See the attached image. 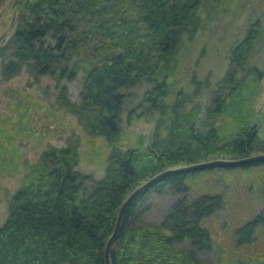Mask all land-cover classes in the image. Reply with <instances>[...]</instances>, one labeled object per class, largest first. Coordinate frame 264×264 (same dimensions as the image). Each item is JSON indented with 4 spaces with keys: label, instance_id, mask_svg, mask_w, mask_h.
<instances>
[{
    "label": "trees",
    "instance_id": "trees-1",
    "mask_svg": "<svg viewBox=\"0 0 264 264\" xmlns=\"http://www.w3.org/2000/svg\"><path fill=\"white\" fill-rule=\"evenodd\" d=\"M203 1L16 0L15 30L0 46L3 75L11 77L26 66L36 78L55 77L61 85L59 103L90 134L105 136L111 150L101 178L78 168L77 143L51 145L41 153L0 224V264H105L119 210L137 185L168 167L264 152V107H258L264 68L249 63L262 34L260 18L232 46L227 69L208 101L187 108L192 97L180 88L173 101L165 99L182 36L193 33ZM80 70L85 71L80 99L73 100L63 80L75 79ZM144 81L151 88L124 117L130 90ZM156 109L161 115L146 143V134L130 125L147 121L148 112ZM253 167L261 176L252 185L264 189L261 160L172 173L142 191L127 207L112 243V264H203L199 252L225 246L206 220L229 197L227 188L199 183L198 188L193 179L222 171L225 180L236 170L251 174ZM194 186L201 193L192 199L188 192ZM168 193L175 199L163 220L142 221L153 197ZM260 226L264 207L236 227L232 242L248 245ZM185 239L190 246L177 249ZM230 264H264V256L253 261L235 256Z\"/></svg>",
    "mask_w": 264,
    "mask_h": 264
},
{
    "label": "rangeland",
    "instance_id": "rangeland-1",
    "mask_svg": "<svg viewBox=\"0 0 264 264\" xmlns=\"http://www.w3.org/2000/svg\"><path fill=\"white\" fill-rule=\"evenodd\" d=\"M15 2L3 0L0 7V46L15 30ZM197 18L192 27L193 33L185 31L182 36L183 44L169 76L172 89L165 96L167 101H173L176 91L183 89L192 97L187 101V108L196 101L210 99L211 88L227 69L232 46L246 34L250 24L257 18L261 19L262 34L249 63L264 68V0H204ZM1 66L0 53V224L9 215L10 198L46 148L77 143L80 152L78 168L93 174L95 178L105 174L111 150L105 136L90 134L79 117L59 103L57 97L61 85L55 77L44 74L36 78L26 66L11 77H5ZM84 74L85 71L80 70L75 79L63 80L68 84L73 100L80 99ZM151 86V82L144 81L130 90L124 106V117L130 108L137 106ZM198 87L200 89L195 92ZM258 107H264V79ZM160 115L158 109L150 111L147 121L136 120L130 129L145 133L146 143H149ZM162 131L167 134L165 127ZM252 170L251 174L246 173L245 176L236 170L227 175L225 180L222 171L205 172L203 176L193 179L197 187L199 183L207 189H210L209 186L217 190L227 188L229 197L218 213L206 220L214 238L225 246L199 252L203 264H230L235 256L251 261L264 256V226L257 229L256 237L248 245L239 246L232 242L236 227L264 207L263 186L256 188L252 185L261 174L255 167ZM195 186L188 192L192 199L201 193L199 187ZM174 199L171 193L155 195L153 205L142 221L161 222ZM232 244L233 247L229 248ZM189 246L190 240L185 239L177 243L176 248Z\"/></svg>",
    "mask_w": 264,
    "mask_h": 264
},
{
    "label": "water",
    "instance_id": "water-1",
    "mask_svg": "<svg viewBox=\"0 0 264 264\" xmlns=\"http://www.w3.org/2000/svg\"><path fill=\"white\" fill-rule=\"evenodd\" d=\"M261 160H264V152H259V153H254V154H250V155L243 156V157H234V158L217 157V158H211V159L201 160L197 162L182 164L179 166L168 167V168H165L157 172L153 176L149 177L148 179H146L145 181L137 185L128 194V196L122 203V206L119 210V214L117 217L116 225L106 244L105 264H112V259H111L112 243L114 239L116 238V236L118 235L119 230L121 229L123 218H124L127 207L134 200V198H136L142 191L146 190L147 188H149L150 186H152L153 184H155L162 178L172 173L183 172V171H194L198 169H205V168H209L213 166H221V165L239 166V165H243V164H247L251 162H257Z\"/></svg>",
    "mask_w": 264,
    "mask_h": 264
}]
</instances>
